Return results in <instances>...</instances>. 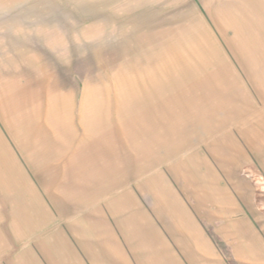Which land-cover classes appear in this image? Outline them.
<instances>
[{"label":"rangeland","instance_id":"374dc122","mask_svg":"<svg viewBox=\"0 0 264 264\" xmlns=\"http://www.w3.org/2000/svg\"><path fill=\"white\" fill-rule=\"evenodd\" d=\"M7 185L120 264H264V0H0Z\"/></svg>","mask_w":264,"mask_h":264},{"label":"crops","instance_id":"0c3cea01","mask_svg":"<svg viewBox=\"0 0 264 264\" xmlns=\"http://www.w3.org/2000/svg\"><path fill=\"white\" fill-rule=\"evenodd\" d=\"M80 193L72 205L81 217L68 220L64 234L58 231L57 213L41 203L30 186H0V264H120L121 238H111L115 219L106 216L104 225V220L85 214L89 204ZM123 262L128 264L127 259Z\"/></svg>","mask_w":264,"mask_h":264}]
</instances>
